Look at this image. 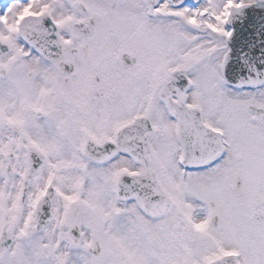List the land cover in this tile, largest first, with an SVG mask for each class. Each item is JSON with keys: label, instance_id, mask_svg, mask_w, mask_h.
I'll return each instance as SVG.
<instances>
[{"label": "snow or ice", "instance_id": "obj_1", "mask_svg": "<svg viewBox=\"0 0 264 264\" xmlns=\"http://www.w3.org/2000/svg\"><path fill=\"white\" fill-rule=\"evenodd\" d=\"M0 264H264V0H0Z\"/></svg>", "mask_w": 264, "mask_h": 264}]
</instances>
